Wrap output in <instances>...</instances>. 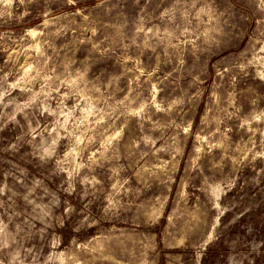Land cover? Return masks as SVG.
<instances>
[{"label": "rangeland", "instance_id": "374dc122", "mask_svg": "<svg viewBox=\"0 0 264 264\" xmlns=\"http://www.w3.org/2000/svg\"><path fill=\"white\" fill-rule=\"evenodd\" d=\"M0 264H264V0H0Z\"/></svg>", "mask_w": 264, "mask_h": 264}, {"label": "trees", "instance_id": "16d2710c", "mask_svg": "<svg viewBox=\"0 0 264 264\" xmlns=\"http://www.w3.org/2000/svg\"><path fill=\"white\" fill-rule=\"evenodd\" d=\"M77 2H80L81 0H76Z\"/></svg>", "mask_w": 264, "mask_h": 264}]
</instances>
